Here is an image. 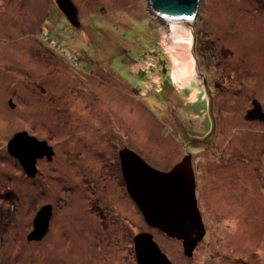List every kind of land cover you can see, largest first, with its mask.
<instances>
[{"label":"rangeland","instance_id":"1","mask_svg":"<svg viewBox=\"0 0 264 264\" xmlns=\"http://www.w3.org/2000/svg\"><path fill=\"white\" fill-rule=\"evenodd\" d=\"M71 1L79 27L57 0H0V264H138L142 233L172 264H264V123L245 119L254 101L264 109V0H202L194 38L173 42L190 59L199 43L204 74L221 86L212 133L205 82L195 68L178 76L148 0ZM21 132L55 153L34 179L8 153ZM124 149L163 173L192 157L206 229L192 258L145 222ZM46 206L49 231L29 242Z\"/></svg>","mask_w":264,"mask_h":264},{"label":"water","instance_id":"2","mask_svg":"<svg viewBox=\"0 0 264 264\" xmlns=\"http://www.w3.org/2000/svg\"><path fill=\"white\" fill-rule=\"evenodd\" d=\"M154 17L159 19L170 32V40L194 38V28L202 0H148ZM57 6L74 27H79L78 10L71 0H57ZM174 44V43H173ZM195 76L200 78L198 60L192 47ZM196 58H195V57ZM208 113L212 122L211 95L207 86ZM11 108L15 105L10 102ZM246 121L260 120L264 123V112L258 101L253 102ZM211 136L195 140L198 144L210 140ZM8 153L22 166L25 174L34 179L38 175L37 162L46 158L52 161L54 150L47 142L39 141L27 132L16 134L8 144ZM122 174L131 199L144 216L147 225L163 232L172 239L183 242L185 255L193 257L197 245L204 239L206 229L196 197V179L191 156L186 157L171 172L163 173L150 167L140 156L129 149L119 154ZM52 217V207L46 206L34 221V231L28 241H40L48 233ZM138 264H172L161 251L150 233H142L135 239Z\"/></svg>","mask_w":264,"mask_h":264},{"label":"bare ground","instance_id":"3","mask_svg":"<svg viewBox=\"0 0 264 264\" xmlns=\"http://www.w3.org/2000/svg\"><path fill=\"white\" fill-rule=\"evenodd\" d=\"M178 45H186L188 47V44H178ZM178 45L174 46V44H170L168 43V50L171 52H169L170 54H172V56L174 57V60L176 62V67H178L179 71H178V76L181 78V75H182V78L183 76L185 77H191L190 75L192 74L193 72V69H194V63H193V59H190L188 56H187V52H183V50H179V47ZM186 46H184L185 48H187ZM178 48V49H177ZM181 48V47H180ZM185 50V49H184ZM182 52V54H180ZM180 69H183V70H180ZM188 76H187V74Z\"/></svg>","mask_w":264,"mask_h":264},{"label":"flooded vegetation","instance_id":"4","mask_svg":"<svg viewBox=\"0 0 264 264\" xmlns=\"http://www.w3.org/2000/svg\"><path fill=\"white\" fill-rule=\"evenodd\" d=\"M198 45H199V43L197 44V48H195V51L198 50ZM197 60H198L199 76L205 82V84L203 86V95H204L203 97H207L206 92H205V86H207L208 89H209V91H210V95H211V99H212L213 96H214V91H216L217 88L219 89L221 86H220V84H216V86H212L211 85L210 81L208 80V77L204 74V71H205V68H203L204 67L203 66L204 64L201 63V61H200L201 59H200V57L198 55H197ZM262 110L264 112L263 107H262ZM254 123H258V124L261 123L262 124L263 122L260 121V120H257ZM191 139H192L193 143H196L195 140H199L198 138H191ZM206 143H208V142H206Z\"/></svg>","mask_w":264,"mask_h":264}]
</instances>
